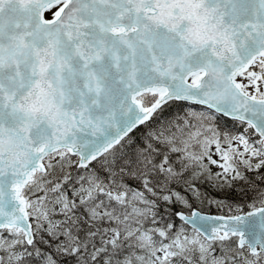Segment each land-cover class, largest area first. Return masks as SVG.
Segmentation results:
<instances>
[{
	"label": "snow or ice",
	"instance_id": "snow-or-ice-1",
	"mask_svg": "<svg viewBox=\"0 0 264 264\" xmlns=\"http://www.w3.org/2000/svg\"><path fill=\"white\" fill-rule=\"evenodd\" d=\"M0 264H264V0H0Z\"/></svg>",
	"mask_w": 264,
	"mask_h": 264
}]
</instances>
